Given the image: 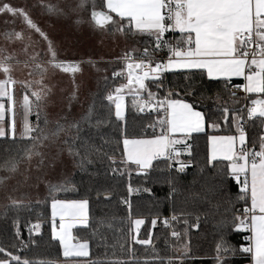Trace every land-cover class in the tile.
Returning <instances> with one entry per match:
<instances>
[{"label": "snow or ice", "instance_id": "6c2138e0", "mask_svg": "<svg viewBox=\"0 0 264 264\" xmlns=\"http://www.w3.org/2000/svg\"><path fill=\"white\" fill-rule=\"evenodd\" d=\"M90 5V19L95 27L107 30L113 35L129 34L146 35L151 43V52L145 47L143 57L135 61L133 56L125 53L126 61L120 72H113V78L121 77L125 70L127 72V83L115 88L114 94L109 93L106 99L115 106V119L122 122L124 132L122 133L123 149L121 158L116 159L115 155L104 152V146L108 143L93 147L92 152L101 155L108 161V169L114 177L129 176L127 193L130 197L139 189H134L130 178L132 171L137 176L152 179L153 173L159 171L156 179L163 177V181L170 186L169 196L175 193V178L173 172L182 173L191 165V159L181 161V151L177 145L182 146L188 157H193V144L189 140H195V134L205 133L207 129L213 131L221 130V121L228 126L229 130L235 128L231 135H208L210 145L206 163L215 167L214 162L223 160L228 164L224 170L221 180L231 179L238 185L237 202H243L244 207L237 209L234 205L229 209L225 207L220 223V239L216 244V264H227V257L237 252L246 254L251 259V264H264V100H252V107L246 109V117L240 109H233L228 106L229 101L221 97L219 93L213 102L214 108L209 112L197 110L195 103H189L179 97V91L169 90L163 98L150 90L146 81H151L159 90L163 87L162 73L173 69H198L201 75L206 73L208 79H223L224 91L228 97L233 98L235 103L236 92L243 91L247 94H264V0H101L97 10L96 0H79L76 8L88 10ZM49 13L68 15V12L75 11L72 6L65 5L64 9L52 5H41ZM0 14L21 17L29 29L34 30L44 41L47 42V64L53 69H59L64 73H71L73 77V93L71 98H76L79 85L75 82L77 73L82 72V62L58 59L57 50L48 35L31 19L24 6L10 3H0ZM79 22V21H78ZM127 25V26H125ZM172 40L167 39L166 34H176ZM6 38L23 39L18 32L5 33ZM167 49V60L160 59L153 61L148 59L156 52ZM33 60L36 57L32 58ZM11 56H4L0 61V72H3L5 79L0 80V98H7L8 107L0 103V120L4 119L5 112L13 113L12 122L6 130L0 126V138H9L13 143L17 142L15 107L16 101L13 88L16 81L12 79L9 61ZM149 65V70L144 71V65ZM41 77L47 72L46 67L40 64L35 65ZM233 78H241L243 84H234L229 87ZM107 79V78H105ZM40 91H31L30 83H22L24 94L19 103L22 110V122L19 140L25 145L20 149V158L15 156L6 159L0 164V170L8 175L0 176V187H6V182L11 175L16 173L21 161L32 162L34 158L37 169L47 166L46 155L41 151L49 141L54 142L65 127L57 123L55 129L45 132L40 128V114L37 112L36 125H32L29 116L32 114L34 103L39 108L40 102L50 93V89L43 86L42 80ZM179 87V86H177ZM190 85L185 86L184 95H195L190 91ZM125 89L133 95L132 107L138 113L156 111L160 118L148 125L152 128V138L136 139L129 138L127 132L128 115L123 104V93ZM234 89V90H232ZM30 97L35 98V102ZM218 113L216 119L212 113ZM163 113V115H160ZM260 118L262 127L257 134V142L248 147V134L244 126L245 119L253 120ZM47 125L48 121H43ZM104 121L98 120L97 124ZM159 127L157 133L155 129ZM70 127L79 130V125L73 122ZM35 133V135H33ZM67 143V141L65 142ZM119 144V142H118ZM258 147V150H257ZM69 155L78 156L72 147L68 148ZM91 163V160L88 161ZM160 164L164 167L160 168ZM178 165V166H177ZM134 166V169H133ZM51 200L53 240L59 241L62 255L65 259L89 257V245L87 242H80L72 235V229L79 224L87 229L91 227L87 199L61 200L56 198V193L66 191L64 184L47 185ZM144 191L150 192L145 188ZM222 192L223 189H220ZM110 199V196H106ZM11 200L6 207H23V202ZM121 203L131 208L128 198H123ZM231 204V201H228ZM59 223H56V218ZM176 219L175 216L172 217ZM198 219V218H197ZM103 222V221H101ZM159 217L151 220L153 228L157 226ZM146 221L141 218L130 220V231L139 232L141 225ZM165 227L169 226L168 219L162 221ZM40 225H34L39 229ZM198 227V225H197ZM31 231V229H30ZM247 232L245 237L247 245H241L239 249L234 248L227 239L228 232ZM20 235L17 226L15 236ZM152 233L149 239H135L134 242L142 245L151 243ZM172 236H178L175 231ZM11 247L17 248V245ZM182 255H187L185 251ZM0 264H35L27 258L10 251L0 245ZM41 264H56L55 261H44ZM96 264V262H92ZM110 264H129V261H112ZM163 264V261H161ZM171 264V262H170ZM182 264V262H181Z\"/></svg>", "mask_w": 264, "mask_h": 264}, {"label": "trees", "instance_id": "16d2710c", "mask_svg": "<svg viewBox=\"0 0 264 264\" xmlns=\"http://www.w3.org/2000/svg\"><path fill=\"white\" fill-rule=\"evenodd\" d=\"M97 10L101 0H96ZM91 8V7H90ZM178 34V33H177ZM179 35V34H178ZM129 40L135 44V50L131 51L134 58H142L145 47L151 52V43L146 35L129 34ZM162 55V53H161ZM156 54V56H161ZM159 61V59H157ZM105 68L108 74L103 75L100 82L92 92L90 101L83 105L81 112H74L73 103L67 105L65 115L59 117V121L51 122L41 116L40 128L45 132L55 129L57 123L63 125L66 131H62L54 142L49 141L47 146L42 147L48 161L47 166L37 169L34 158L31 163L21 161L18 171L7 180L6 187H0V245L10 251L27 258L35 264L44 261H55L56 264H67L70 259H65L62 255L59 241L53 240L51 235V200L47 185L64 184L66 191L56 193L57 199L79 200L87 199L90 206L91 227H83L75 230V235L80 241L89 243V257L83 259L85 264H110L112 261H129V264H216V244L220 239V229L218 227L225 207L229 209L234 205L237 209H242L243 202H237L238 185L231 179L221 180L227 161H215V167L206 163L210 145L208 135L212 134H234L235 128L229 130L228 126L221 121V130L213 131L207 129V134H195V140H190L193 144V157L187 154L181 156L182 161L191 159V165L182 173L173 172L175 178V193L170 197V186L159 176V171L153 173L152 179L137 176L132 172L130 182L134 189H139L130 197L127 193L129 176L114 177L108 169V161L101 155L91 151L95 146H104V152L115 155L116 159L121 158L123 149L122 133L124 125L115 119V106L106 97L109 93H114L115 88L120 86L125 80V74L119 78H113V72H120L123 62H110ZM107 78V79H105ZM163 87L157 89L155 84L147 81L150 90L157 94L158 98H163L171 89L179 91V97L189 103H195L196 109L209 112L214 108L213 102L217 94L229 101L228 106L233 109L242 110L245 115L244 99L228 97L224 91L223 80L208 79L206 73L202 76L201 70L167 71L161 76ZM231 82L229 87L233 83ZM240 83V82H239ZM190 85V91L195 95H184L185 86ZM179 86V87H177ZM264 96V94H260ZM255 96H248V102L254 100ZM133 95L126 96V112L128 115L127 132L128 137H150L153 129L149 124L156 122L160 116L156 111H144L138 113L132 107ZM68 110V111H67ZM67 113H72L68 115ZM78 113V114H77ZM160 115H163L161 113ZM219 114L213 112L212 118L216 119ZM48 123L45 125L44 120ZM104 121L98 125L97 121ZM76 122L79 130L70 127ZM32 123L36 124V117L32 115ZM262 127L261 119L254 118L247 127L248 147H252L253 142H257V134ZM159 133L157 126L155 129ZM35 135V133H33ZM67 141V143H65ZM119 142V144H118ZM72 147L74 152H79L78 156L69 155L68 148ZM25 147L17 138L13 143L11 137L0 138V164L15 156L20 158V149ZM258 150V147H257ZM72 162L69 166L70 173L64 171L66 165L60 168L57 160L66 159ZM91 160V163L88 161ZM178 166V165H177ZM164 165L160 164V168ZM8 175L0 170V176ZM150 189V192L144 189ZM220 189H223L221 192ZM7 192L13 196V200L23 202V207H6L11 200L4 199ZM110 196V199H106ZM123 198H128L131 203L129 209L127 205L121 203ZM231 201V204L228 201ZM176 219L173 220L172 217ZM159 217L155 228L151 225V220ZM142 218L146 223L142 226L138 236H134L130 231V220ZM198 218V219H197ZM168 219L169 226L165 227L162 221ZM103 221V222H101ZM39 224V229L33 226ZM198 225V227H197ZM19 227L20 235L15 236L16 228ZM31 229V231H30ZM178 236H172V232ZM152 233L151 243L142 245L134 242L135 239H149ZM247 232H228V242L236 249L241 245H247L245 237ZM17 245V248L11 247ZM187 252V255L182 253ZM227 264H250V257L237 252L229 255Z\"/></svg>", "mask_w": 264, "mask_h": 264}, {"label": "rangeland", "instance_id": "374dc122", "mask_svg": "<svg viewBox=\"0 0 264 264\" xmlns=\"http://www.w3.org/2000/svg\"><path fill=\"white\" fill-rule=\"evenodd\" d=\"M0 3L24 6L31 19L53 42L58 59L82 62L83 71L75 76V82L80 87L76 98H71L74 90L72 74L64 73L59 69L53 70L47 64L49 59L46 54L47 42L34 30L29 29L21 17L0 14V61L3 60L4 56L12 57V60L8 63L12 69L11 76L16 81L17 87H20L24 92L22 83H30V95L31 91L41 90V83L37 82L42 80L43 86L50 89V93L40 102L39 108L35 107L34 103L33 114L36 117V124L38 123L37 112H39L40 118L43 116L51 122L59 121L60 115L61 118L62 115H65L67 105L72 103L75 106L74 109L72 108L73 115H76L74 112H81L83 105L92 98V92H94L100 79L103 75L108 74L105 68L106 64L123 62L124 67L126 63L125 53L131 54V51L136 48L134 42L125 38L124 35H113L107 30L95 27L90 19V5L87 11L76 8L79 0H0ZM69 4L75 11L68 12V15L49 13L44 7H41V5H52L68 11L65 5ZM13 32L21 33L23 39L6 38L5 33ZM33 57H36V59L33 60ZM150 57L154 58L153 61H157L156 56ZM36 64L47 68V72L43 77L36 69ZM124 74L125 80L122 84L127 83L126 70ZM127 95L132 94L125 89L123 93L125 109ZM30 98L35 102L34 97ZM144 111H149V109ZM72 113L67 114L72 116ZM133 138L150 139L152 136ZM57 162L60 168L66 165V169L63 170L64 176L66 171L68 174L71 172L69 166L72 167V162H69L68 156H66V159L57 160ZM132 230L134 236H138L139 232L136 233L134 229Z\"/></svg>", "mask_w": 264, "mask_h": 264}, {"label": "crops", "instance_id": "0c3cea01", "mask_svg": "<svg viewBox=\"0 0 264 264\" xmlns=\"http://www.w3.org/2000/svg\"><path fill=\"white\" fill-rule=\"evenodd\" d=\"M166 61V60H164ZM187 69H173V70H170V71H186ZM192 70H198V69H192ZM167 72V71H166ZM169 72V71H168ZM164 73V72H163ZM162 73V74H163ZM5 79V76L3 74V72H0V80H3ZM13 79V77H12ZM213 80H223L222 78L221 79H213ZM234 81H239L240 83H244V81L241 79V78H233L231 82H234ZM10 92H14V98H15V101H16V107H15V120H16V137L19 138L20 136V131L22 130L21 129V122H22V110L19 108V103L22 99V95L24 94V92L20 89V87H17L16 83L15 85L13 86V88H11L9 90ZM256 95V98L254 100H264V96L260 95V94H248V96H255ZM235 99H238V100H241V99H244L243 97H236ZM245 102V100H244ZM0 103H5V107L7 108L8 107V101H7V98L4 97V98H0ZM252 104V100L250 102ZM246 104V102H245ZM198 110V109H197ZM32 115H33V111H32V114L29 116V121L32 125H34L32 123ZM12 119H13V113L11 111H6L5 112V116H4V119L3 120H0V126L4 127L6 130L9 128V124L12 122ZM212 135H229V134H212ZM231 135V134H230ZM9 137H11V133H9ZM188 143H190V140L188 141ZM177 149H179L181 151V156L185 155L186 153L184 152L182 146L180 145H177L176 146ZM181 156L179 157V159L181 158ZM181 160V159H180ZM8 183V182H7ZM10 196V193L7 192L6 196L4 197L7 198ZM12 199L14 198L13 196H10ZM61 200H64V199H61ZM70 200V199H69ZM1 204L3 203L0 202ZM88 212H89V217H90V206H88ZM51 220H52V217H51ZM56 223L58 224L59 223V218L57 217L56 218ZM82 226H80L79 224H77V226H75L71 231H72V235L77 239L79 240L76 235H75V230L78 229V228H81ZM80 241V240H79ZM80 242H84V241H80ZM89 245V243H88ZM89 252H90V245H89ZM71 259H83V258H70V261L67 262V264H85L84 260H71ZM250 264H251V261H250Z\"/></svg>", "mask_w": 264, "mask_h": 264}, {"label": "built area", "instance_id": "2783aa9c", "mask_svg": "<svg viewBox=\"0 0 264 264\" xmlns=\"http://www.w3.org/2000/svg\"><path fill=\"white\" fill-rule=\"evenodd\" d=\"M166 35H167V39H169V40H172L174 36L175 37H178L179 36L177 33L176 34H166ZM161 53H162V55H161ZM156 54H160L161 56L160 57L159 56H156ZM151 56H156V59H159V60L160 59L167 60V58H168V56H167V49H164L163 51H160V52H156V53H154ZM133 59L135 61H139L141 59H144V57H142V58H134L133 57ZM148 59H151L152 60L154 58L149 57ZM148 70H149V65L147 63H145V65H144V71H148ZM234 84H242V83L237 82V83H233L232 85H234ZM230 89H231V86H230ZM232 90H234V89H232ZM235 97H243L244 98V100L246 102V104H245V117H246V109L248 107H252V104L248 102V94L247 93H244L243 91H238V92H236V96ZM250 121L251 120L245 119V121L243 122L246 130H247V127H248V124H249Z\"/></svg>", "mask_w": 264, "mask_h": 264}]
</instances>
